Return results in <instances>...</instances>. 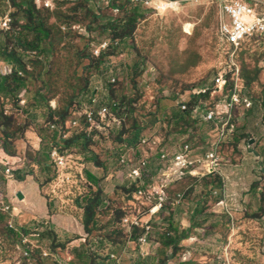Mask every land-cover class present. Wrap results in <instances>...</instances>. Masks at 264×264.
Here are the masks:
<instances>
[{
    "label": "rangeland",
    "instance_id": "rangeland-1",
    "mask_svg": "<svg viewBox=\"0 0 264 264\" xmlns=\"http://www.w3.org/2000/svg\"><path fill=\"white\" fill-rule=\"evenodd\" d=\"M149 4L0 0V138L7 141L1 157L7 164L26 158L11 182L0 164V191L14 207L10 214L0 210V264H59L58 253L65 258L67 248L73 252L67 257L75 255L69 264H86L90 248L81 245L82 236L97 237L100 248L123 243L131 232L120 225L123 216L144 222L151 216L157 234V257L145 259L135 244L143 228L134 230L127 264H264V41L235 50L221 31L219 0ZM38 25L50 33L40 44L34 41ZM220 81L227 82L223 91ZM235 93L239 102L230 107ZM184 102L204 108L183 110ZM114 105L123 126L108 135L75 131L84 127L83 110ZM211 109L215 116L207 121ZM52 120L80 124L67 133L73 141L61 152L65 168L52 158ZM221 137V175L164 188L155 141L161 152L186 143L211 150ZM127 145L134 163L147 162L139 185L152 184L139 200L128 179L131 165L121 166ZM89 170L123 203L110 195L108 207L98 209L100 190L91 186ZM22 179L36 182L34 190L24 189L26 202L15 192ZM75 217L89 220L86 234Z\"/></svg>",
    "mask_w": 264,
    "mask_h": 264
},
{
    "label": "built area",
    "instance_id": "built-area-1",
    "mask_svg": "<svg viewBox=\"0 0 264 264\" xmlns=\"http://www.w3.org/2000/svg\"><path fill=\"white\" fill-rule=\"evenodd\" d=\"M133 2H138L140 4H149L154 3L156 0H149V1H142V0H132ZM171 1H178V0H171ZM182 1V0H181ZM221 7H222V27L221 31L229 43L233 46L235 50L240 49L245 43H250L254 40H261L264 41V0H219ZM150 5V4H149ZM21 75V74H20ZM222 81H220L221 84ZM227 85V82L225 81L223 83V88L219 85L218 90L223 91L225 86ZM202 93H205L206 91H200ZM24 94V93H23ZM237 94L231 96V103L230 107L236 106L235 102H239V96H236ZM24 97V96H23ZM94 100V99H93ZM25 99L22 98V105L25 104ZM96 102V101H95ZM94 102V103H95ZM203 103L193 104L192 102H184L182 103L183 110L193 109L195 112H198L199 110H202ZM115 105L114 106H107L103 107L98 106V110L90 111L89 109L83 110L84 112L79 113L80 116H82V123L84 124V127L78 128L75 131L79 134L81 130H85L86 133H96L99 131H102V135H108L109 129L113 127H119L123 126L124 121L126 119L118 116L114 112ZM210 112L205 116V120L212 121L214 119V113L211 110ZM217 116V115H216ZM231 123V121H230ZM71 124V123H70ZM71 127L77 128L80 127V124L77 121H73ZM51 131H56L57 126L55 124H50ZM85 134V133H82ZM86 135V134H85ZM61 136L63 138H69L67 133H61ZM86 137H90L89 135H86ZM188 140H190L188 138ZM223 142V138L221 137L219 141V146H216L215 148L211 150H204V148L198 146L197 143L195 145H191L190 143H186L179 151H175L174 148L170 149L168 151L160 152L159 160H161L163 169H166V178H163L166 182L163 184L164 188H169L170 186L174 185L175 182H179L185 180L188 177L197 178V180L206 178L208 176H217V174L221 175L220 170L223 165V159H222V149L221 144ZM128 146V145H127ZM1 144H0V153H1ZM161 145L158 144V142H154V147L151 149L160 150ZM134 150V148L128 146V150L126 153H124L121 156V166L127 167L131 165L130 173L128 176V179H132V185L136 186L135 194L137 200L139 195H145V193L148 191V189L151 188L152 184L147 183L148 185L145 187L143 185H139L140 183L144 182L145 179H143L144 176V168L147 166V162L145 160H142L141 163H139L140 160H136L134 163L136 157V154L129 155V151ZM53 156L54 163L57 164L59 168H65L66 167V159L64 155L61 154L59 149L57 147H54L53 150ZM0 159L2 160V157L0 156ZM25 161V160H24ZM22 161L21 163H5L0 162L1 165L5 167L4 173L5 177L8 181L12 180L14 178V172L18 169H23L25 162ZM146 171V170H145ZM169 172V174L167 173ZM177 172V174H175ZM180 183V182H179ZM133 194V193H132ZM139 194V195H138ZM169 199V196H161L159 201L160 209L164 207V204ZM114 201L120 205L123 203L121 201V198H115ZM9 205H7L4 202V199L2 197V193L0 191V210L2 212L10 214L13 212L14 207L12 202H8ZM119 208V206H118ZM122 210V206L120 208ZM152 217L150 216V220L147 222H144L142 218L134 217L133 220H130L127 217H122L120 221V225L127 227L131 230L129 242L132 243V235L133 231L137 228H143V234L135 241V244L137 245V249L139 250V253L141 256L145 259H149L151 257H154L153 254V245L154 238H156L157 234L156 231L153 229L152 224ZM122 226V227H123ZM10 227L14 228L12 222H10ZM155 228V227H154ZM15 229V228H14ZM170 236H172L171 233H169ZM81 245L88 246L90 248V252L93 255V258L95 259L92 264H127V254L129 252V247L126 246L124 251L122 253L118 252L116 250V247L118 246L113 241L109 242V248H100L99 241L97 237H95L93 240L88 241L87 236H82V239H80ZM58 251H61V249H57ZM47 251H43L45 256H49ZM31 252V251H30ZM67 250L64 252L66 255L65 258H62L61 252L58 253L57 260L59 261V264L68 263L73 261V257L70 255L67 257ZM25 255L28 256L29 252L26 251ZM157 257V256H155ZM144 259V260H145ZM157 263L159 262V259L156 258ZM135 264V263H132Z\"/></svg>",
    "mask_w": 264,
    "mask_h": 264
},
{
    "label": "crops",
    "instance_id": "crops-1",
    "mask_svg": "<svg viewBox=\"0 0 264 264\" xmlns=\"http://www.w3.org/2000/svg\"><path fill=\"white\" fill-rule=\"evenodd\" d=\"M0 156H1V153H0ZM15 162V161H14ZM13 162V163H14ZM1 166V165H0ZM99 166V165H98ZM102 167H104V165L102 166ZM99 169V168H98ZM101 169H103V172H104V168H101ZM97 174H98V172H97ZM97 174H95V172L94 171H88L87 172V178H89L90 180H91V186H92V184H94L96 187H97V189H99L100 190V193H99V196H100V201H99V207H98V209H103V208H107L108 207V205H107V200L110 198V199H114V198H116L115 197V193L114 192H111L112 190H114V188H112L113 186H110V185H108L107 184V186H105V182L103 183V180H101V181H99V179L97 178V176L99 175H97ZM89 175L91 176V177H89ZM11 182V181H10ZM13 182H16L15 180H13L12 181V183ZM18 182V184H22V188L20 189V190H17V191H15V192H17V194L19 193V192H22V193H24V196H25V199H24V202H26V201H28V194L27 193H25L24 192V189H26V190H34V187L36 186V182H32V181H30L29 179H22L21 181L19 180V181H17ZM108 191H110V192H108ZM109 193L108 195L106 194V193ZM110 195L111 196H113L114 195V198H111L110 197ZM75 219L77 220V227H79L80 228V226L83 228V232H84V234H86V232L84 231V222L82 221V218H76L75 217ZM128 240H129V237L128 238H123V240H122V242L123 243H120V244H118V246L116 247V250L118 251V252H120V253H122L123 251H124V249H125V247L126 246H128ZM128 247H131V246H128ZM58 249H61L60 247L58 248ZM62 251V250H61ZM68 255L69 254H71V253H73L72 252V250L70 251L68 248H67V252H66ZM89 253V255H90V252H87V254ZM72 256V255H71ZM73 256L75 257V255L73 254ZM72 256V257H73ZM138 256H139V253H138ZM74 257H73V260H74ZM88 257V262L86 263V264H92L93 263V258H91L90 256H87ZM134 257H136V256H134ZM130 259H132V258H130ZM127 261H128V259H127ZM63 264H68V263H63Z\"/></svg>",
    "mask_w": 264,
    "mask_h": 264
},
{
    "label": "trees",
    "instance_id": "trees-1",
    "mask_svg": "<svg viewBox=\"0 0 264 264\" xmlns=\"http://www.w3.org/2000/svg\"><path fill=\"white\" fill-rule=\"evenodd\" d=\"M31 2H32V0H31ZM24 6L23 5H20V8H23ZM32 8H33V10H35V6L32 4ZM29 9V8H28ZM132 21H134V20H132ZM34 31H36V38H35V40L34 41H37V42H39V44H40V42H42L43 41V38L44 37H48L49 36V31H47V30H45L44 28H43V26L42 25H38L37 27H35L34 29H33ZM36 47H39V46H35V47H32V48H36ZM102 57V56H101ZM9 73H13V72H10L9 71ZM8 73V74H9ZM14 73H16V72H14ZM11 76H13V75H11ZM20 80H21V83H22V81H24L23 80V78L20 76V75H16ZM24 92V90L22 91V93ZM21 93V94H22ZM21 99L22 98H25V97H23V96H21L20 97ZM67 121V120H66ZM65 121V122H66ZM50 124H55L56 126H57V130L56 131H51V129H50ZM66 126V127H65ZM47 128H48V130H49V132H51L52 134H53V137L55 136L56 137V142H55V144L56 145H54L53 146V148L54 147H57L58 149H59V151L60 152H62V150L66 147V145H65V143H67V141L68 140H70L71 138H63L62 136H61V133L63 134V133H68V131H70V130H74L72 127H71V124H69V125H66V123H65V125H63V123L61 122V123H59L58 122V120H52V121H49L48 122V124H47ZM85 138H88V137H86L85 135H83ZM72 137V136H71ZM71 141H73V140H70V141H68V143H71ZM67 143V144H68ZM0 144H1V146H2V148H1V153L2 152H6V146H7V141H5L4 139H2V138H0ZM160 150H159V155H160ZM7 153V152H6ZM20 157V156H19ZM160 159V158H159ZM25 160V161H24ZM15 162H17V163H21L22 161H24L25 163H26V158L25 159H23V158H18V157H15V160H14ZM26 168V167H25ZM24 168V169H25ZM89 177H91L90 175H89ZM217 177V176H216ZM191 178H193V177H191ZM193 179H195V180H197V178H193ZM198 181V180H197ZM119 210H121V209H119ZM122 211V210H121ZM87 212V211H86ZM91 213V214H90ZM87 214L89 215V220H92V211H91V207H89V210H88V212H87ZM89 220L87 221V222H85L84 223V226H85V228H86V230H88L89 231V228H88V225H89ZM84 222V221H83ZM135 230H139V228H137V229H135ZM168 237H171L170 235L168 236ZM135 239H138V238H135ZM116 244V243H115ZM118 245V244H117ZM88 247V246H87ZM88 255H89V253H88ZM89 256H91V258H93V255L90 253V255ZM94 258H93V262H94ZM105 264H106V262H105Z\"/></svg>",
    "mask_w": 264,
    "mask_h": 264
},
{
    "label": "bare ground",
    "instance_id": "bare-ground-1",
    "mask_svg": "<svg viewBox=\"0 0 264 264\" xmlns=\"http://www.w3.org/2000/svg\"><path fill=\"white\" fill-rule=\"evenodd\" d=\"M168 1H170V0H168ZM159 3L161 4V8L163 10H166L168 8V4L167 3H165V2H159ZM220 86H221V88H223V84H220Z\"/></svg>",
    "mask_w": 264,
    "mask_h": 264
},
{
    "label": "water",
    "instance_id": "water-1",
    "mask_svg": "<svg viewBox=\"0 0 264 264\" xmlns=\"http://www.w3.org/2000/svg\"><path fill=\"white\" fill-rule=\"evenodd\" d=\"M254 142V140H251L250 141V143H253ZM18 198L20 199V200H23L24 198H25V196H24V194L22 193V192H19L18 194Z\"/></svg>",
    "mask_w": 264,
    "mask_h": 264
}]
</instances>
